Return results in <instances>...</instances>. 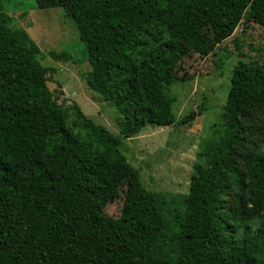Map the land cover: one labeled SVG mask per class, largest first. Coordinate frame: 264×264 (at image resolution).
<instances>
[{"label": "trees", "instance_id": "obj_1", "mask_svg": "<svg viewBox=\"0 0 264 264\" xmlns=\"http://www.w3.org/2000/svg\"><path fill=\"white\" fill-rule=\"evenodd\" d=\"M34 2L72 19L87 87L116 110L119 136L77 104L82 136L68 126L48 86L54 70L0 9V264H264V62L234 66L220 129L201 142L186 194L149 191L128 167L119 218L104 213L123 139L174 124L163 98L188 78L184 59L207 56L242 20L264 27V0Z\"/></svg>", "mask_w": 264, "mask_h": 264}, {"label": "rangeland", "instance_id": "obj_2", "mask_svg": "<svg viewBox=\"0 0 264 264\" xmlns=\"http://www.w3.org/2000/svg\"><path fill=\"white\" fill-rule=\"evenodd\" d=\"M0 9L12 18L11 29L20 42L38 48L39 62L54 70L48 86L58 106L68 115V126L82 136L81 127L73 124V105L77 104L94 123L119 136L116 110L87 87L85 75L91 67L84 58L85 49L72 19L60 8L40 9L34 0H0ZM61 52L66 53L68 60L50 56ZM251 60L264 62V27L243 20L233 35L216 44L207 56L193 54L184 59L179 76L186 73L188 78L169 85L163 98L173 113L174 124L147 126L134 137L123 139L118 151L122 168L115 173L116 198L104 209L108 218L116 220L120 216L130 176L128 167L139 172L149 191L172 195L188 192L201 142L220 129L232 70L238 62ZM201 107L205 108L201 116L188 125H177L182 117Z\"/></svg>", "mask_w": 264, "mask_h": 264}]
</instances>
